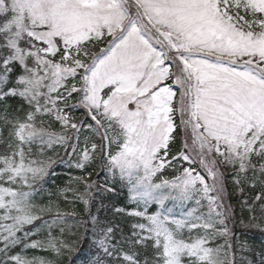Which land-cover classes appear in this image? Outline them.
Returning a JSON list of instances; mask_svg holds the SVG:
<instances>
[{"label": "snow or ice", "instance_id": "obj_1", "mask_svg": "<svg viewBox=\"0 0 264 264\" xmlns=\"http://www.w3.org/2000/svg\"><path fill=\"white\" fill-rule=\"evenodd\" d=\"M65 157L82 220L36 201ZM238 226L264 232V0H0V264H264Z\"/></svg>", "mask_w": 264, "mask_h": 264}, {"label": "trees", "instance_id": "obj_2", "mask_svg": "<svg viewBox=\"0 0 264 264\" xmlns=\"http://www.w3.org/2000/svg\"><path fill=\"white\" fill-rule=\"evenodd\" d=\"M18 107V106H17ZM77 118H79V112L76 113ZM61 129L57 125L56 127L53 128V131L59 132ZM64 156L63 150H60L59 156L56 158H60ZM67 164L65 163H60L57 164L56 166V172L54 176H50L47 178V182L44 184V191L36 197V201L38 204L42 206H51L52 208V213L55 214L57 209L61 212H71L75 211L79 214V219H84V217L87 216V211L85 210V205L83 204L82 201L79 199L75 200L74 202L68 203L65 201L64 195L61 194V190L68 184L69 180L72 177H77L84 175L83 172L75 171L73 168L66 167ZM89 172H91V177H89V182L93 180H99L101 183L104 182L103 177L104 175L100 171L98 172V168L94 167V169H88ZM97 173H99V176H97ZM81 190H83V185H81ZM95 190H93L94 192ZM227 200L228 203H231L233 207L236 208V217H240V210L239 207L236 205L235 201L237 199V194L233 191L232 187V181H228V189H227ZM68 196H71V193L67 194ZM111 196V194H108ZM127 190L125 187H121L120 185L117 184V195L115 199L109 200L107 198L104 199L103 203L105 205L104 208L100 207V197L96 196L94 199V203L96 204L95 208H92L91 211L93 214H98L101 216H107L110 215V213L107 211L111 207L113 203H116L118 205H121L123 203H127ZM230 197V199L228 198ZM154 208V207H151ZM44 218H47L49 213H43L42 214ZM37 225L41 224V221L36 222ZM81 232L84 231L83 228L80 229ZM237 232H244L243 239H246L247 242L254 246L255 248L259 249L261 245H264V232H261L259 228H249V229H242L239 226L237 227ZM47 234V229L44 228L42 232L38 234V236H34L33 239L36 238H42L46 236ZM85 251L84 253L78 254V259H77V264H83L84 259L87 256V249L88 245L84 244L81 245ZM24 255L27 256L28 259H32L33 257L39 259L43 258L47 261H50L51 264H55V261L57 257L55 256L54 253L50 251H42L38 249H27L23 252ZM77 255V254H74ZM239 258V257H238ZM64 261V264H67V256L62 258Z\"/></svg>", "mask_w": 264, "mask_h": 264}, {"label": "rangeland", "instance_id": "obj_3", "mask_svg": "<svg viewBox=\"0 0 264 264\" xmlns=\"http://www.w3.org/2000/svg\"><path fill=\"white\" fill-rule=\"evenodd\" d=\"M56 159H58V158H56ZM65 164H67V166L66 167H69L68 166V163H67V158L65 157V162H64ZM95 167V166H94ZM94 167H90L89 169H94ZM70 168H73V167H70ZM96 168H98V167H96ZM75 171H79V172H82L81 170H79V169H76V168H73ZM100 169L98 168V172L100 173ZM102 172V174L104 175V177H103V179L102 180H105V178H106V176H107V173L106 172H103V171H101ZM118 185H119V183H118ZM126 188V187H125ZM126 190H127V188H126ZM127 194H128V192H127ZM226 203H228V200H227V196H226ZM168 206L169 207H172V203L171 202H168ZM150 207H156L155 205H152V206H150ZM174 211L176 212V213H179V209L178 208H176V209H174Z\"/></svg>", "mask_w": 264, "mask_h": 264}]
</instances>
